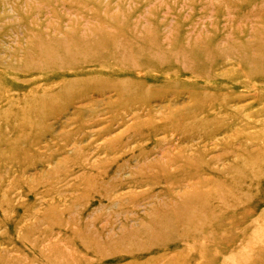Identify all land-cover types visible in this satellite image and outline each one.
Instances as JSON below:
<instances>
[{"label":"rangeland","instance_id":"1","mask_svg":"<svg viewBox=\"0 0 264 264\" xmlns=\"http://www.w3.org/2000/svg\"><path fill=\"white\" fill-rule=\"evenodd\" d=\"M250 154L264 0H0V264H232Z\"/></svg>","mask_w":264,"mask_h":264},{"label":"bare ground","instance_id":"2","mask_svg":"<svg viewBox=\"0 0 264 264\" xmlns=\"http://www.w3.org/2000/svg\"><path fill=\"white\" fill-rule=\"evenodd\" d=\"M232 171L234 177L231 182L230 193L232 197V246L234 247V253L231 256V261L232 264H240V256L237 249L238 246L235 244L239 239H242L245 241L242 250L244 252L247 251L248 244L246 243V240L248 238L251 222L255 224L256 221V224L254 225V237H257V239L264 237V210L257 213L264 205V195L260 193L261 190L264 189V154H261L260 156H253L252 154L247 155L239 163L233 166ZM252 188H255L259 194L256 196L252 195L251 192L254 191ZM255 216H257V218L253 219ZM261 241L263 242L264 239ZM263 258L264 242L260 245V250L258 252V259L262 261ZM242 260H247V257H244Z\"/></svg>","mask_w":264,"mask_h":264}]
</instances>
